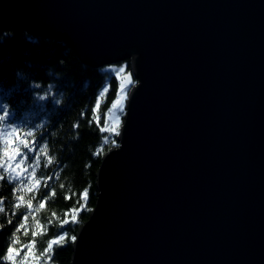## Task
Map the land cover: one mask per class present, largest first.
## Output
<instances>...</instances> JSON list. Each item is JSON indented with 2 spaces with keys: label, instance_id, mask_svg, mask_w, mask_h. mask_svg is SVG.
<instances>
[{
  "label": "water",
  "instance_id": "water-1",
  "mask_svg": "<svg viewBox=\"0 0 264 264\" xmlns=\"http://www.w3.org/2000/svg\"><path fill=\"white\" fill-rule=\"evenodd\" d=\"M0 15L87 65L127 61L68 264H264V0H0Z\"/></svg>",
  "mask_w": 264,
  "mask_h": 264
},
{
  "label": "trees",
  "instance_id": "trees-1",
  "mask_svg": "<svg viewBox=\"0 0 264 264\" xmlns=\"http://www.w3.org/2000/svg\"><path fill=\"white\" fill-rule=\"evenodd\" d=\"M123 62L127 64V61ZM111 65H87L62 40L31 35L0 15V101L9 104L12 113L10 121L21 128L34 130L36 151L47 144L48 154L53 157V163L44 167L46 158L41 156V164L36 169L41 185L33 193H29L26 187H20L18 180H0L4 209L0 212V264H11L4 261L9 246L23 248L16 257L17 264L24 259L25 252H28V257L24 264H45L46 256L40 260L36 257L43 252L50 238L62 234H66L63 247L54 246L52 259L47 264L69 263L71 237L75 236L78 226L87 219L94 206L97 191L95 172L100 157L117 145V134L101 131L119 94L120 82L109 68ZM105 87L109 90L99 99L98 125L92 119L93 109L100 90ZM41 95L45 96L42 101L38 99ZM13 154L10 148L9 156L3 158L4 166L10 172L13 171V164L9 160ZM32 155L34 153L29 154ZM14 188L19 189L15 194ZM85 188L88 190L86 202L79 196ZM53 189L56 195L37 211L42 198ZM19 195H23L24 200L16 208L14 205ZM33 195L35 199L32 210H29L27 200ZM66 196L71 198L66 199ZM82 202L85 207L80 209ZM73 208L78 210L70 211L68 222L61 226L65 212ZM25 215L27 221L22 219ZM20 224L24 227L16 232ZM33 231L37 233L36 243L29 252L26 246L34 239ZM13 240L18 242L13 245Z\"/></svg>",
  "mask_w": 264,
  "mask_h": 264
},
{
  "label": "snow or ice",
  "instance_id": "snow-or-ice-1",
  "mask_svg": "<svg viewBox=\"0 0 264 264\" xmlns=\"http://www.w3.org/2000/svg\"><path fill=\"white\" fill-rule=\"evenodd\" d=\"M124 68L121 67L118 69L119 72H123ZM36 87H39V85H36ZM125 88V85L123 83L120 84V92L123 93ZM108 87H105L100 93L99 96H105L108 92ZM39 100H44L45 96L41 95L38 97ZM100 100L97 99L96 106L93 109V120L96 121V123L99 125V116L97 114V109L99 108ZM123 111V109L120 107V101L116 100L114 103H112L109 111L113 112V120L119 121V116L116 115L114 110ZM0 168L3 169L2 172H0V180H4L7 178L8 180H18L20 182V187H26L29 193H33L36 188H38L41 185V180L36 177V169L41 164V156H44L45 163L44 167H47L48 165L53 163V157L48 154V146L47 144H43L40 146L39 151H36V139H35V132L34 130H29L27 128H21L19 125L15 124L14 122L10 121V116L12 113L10 112L9 104L4 101H0ZM83 115V113H82ZM107 115V114H106ZM92 120L89 121L91 123ZM73 127H78V125H73ZM101 131H110L115 134H119L117 131V127L114 125L111 128L107 125V120H105L104 127H101ZM11 137V139H9ZM11 148V151L14 153L11 155L9 163L13 164V171H9V168L4 166V160L3 158H6L9 156V149ZM30 153H34V155L29 156ZM15 173V174H13ZM57 175H59L57 173ZM34 181V183H33ZM46 184V181H45ZM63 187V185H61ZM19 189L14 188L13 193L15 194ZM56 195L55 190L53 189L51 192L45 194V196L42 198L41 202L39 203V208L36 210L38 211L40 208H44L47 200L50 197H54ZM80 199L82 201L87 200L88 196V190L85 188L81 193H79ZM66 199H70V196H66ZM35 199V196L33 195L27 200V207L29 210H32L33 200ZM24 200L23 195L17 196V203L14 205L16 208L20 207V202ZM2 201L3 197H0V212L4 211L2 207ZM85 207V204L82 202L79 204V208L82 209ZM78 209L73 208L69 211L65 212V219L61 221V226L64 223H67V216L69 215L70 211H77ZM12 215H15V213H12ZM55 215V213H53ZM24 221H27L28 217L25 215L22 217ZM75 218L73 217V220ZM11 223V221H9ZM51 223V221H49ZM24 227V224L18 225L16 232H19L21 228ZM27 231V230H26ZM15 235V233H14ZM37 233L35 231L32 232L33 240L26 246L30 251H32L33 246L35 245V237ZM71 239L74 241L75 237H71ZM66 240V234H62L59 236H54L50 238L47 241V246L44 248L43 252L40 253L39 256L36 257L37 260H40L41 257L46 256L47 262H50L52 259V254L54 252V246L57 247H63V242ZM17 240H13L12 244L15 245L17 243ZM21 249H15L13 246H9L7 248L6 255L4 257V261L11 262V264H17L16 257L19 256ZM28 257V252L24 253V259L19 261V264H24V260H26Z\"/></svg>",
  "mask_w": 264,
  "mask_h": 264
},
{
  "label": "rangeland",
  "instance_id": "rangeland-1",
  "mask_svg": "<svg viewBox=\"0 0 264 264\" xmlns=\"http://www.w3.org/2000/svg\"><path fill=\"white\" fill-rule=\"evenodd\" d=\"M121 67L124 68V71L118 73V69H120ZM109 68H110V69L114 72V74L117 76V78L119 79L120 84L123 83V78H124V75H125V73H126V70H125V69H126V65L124 64V62H120L118 65H116V64H112ZM123 84H124V83H123ZM124 85H125V84H124ZM103 89H104V88H102V89L100 90V92H101ZM127 91H128V86L125 85L124 91H123V93H121V92H120V86H119V94H118L116 100H119V97H122L121 100H119V101H120V107L123 109V111H124V100H125V98H126ZM100 92H99V93H100ZM98 98L100 99L101 96L98 95ZM114 111H115L116 115L119 116V121L117 122V121L113 120V112H110V111H109V113H108V115H107V122H108V124H109L108 127H110V128H111L112 126H114V125L118 128L119 125H120V123H121V121H122V112H123V111L121 112V111H119L118 109H117V110H114Z\"/></svg>",
  "mask_w": 264,
  "mask_h": 264
},
{
  "label": "flooded vegetation",
  "instance_id": "flooded-vegetation-1",
  "mask_svg": "<svg viewBox=\"0 0 264 264\" xmlns=\"http://www.w3.org/2000/svg\"><path fill=\"white\" fill-rule=\"evenodd\" d=\"M126 65V63H124ZM132 83H133V80H132ZM129 87V86H128Z\"/></svg>",
  "mask_w": 264,
  "mask_h": 264
}]
</instances>
